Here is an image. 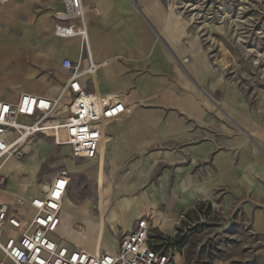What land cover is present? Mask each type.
<instances>
[{
    "label": "rangeland",
    "instance_id": "374dc122",
    "mask_svg": "<svg viewBox=\"0 0 264 264\" xmlns=\"http://www.w3.org/2000/svg\"><path fill=\"white\" fill-rule=\"evenodd\" d=\"M60 1L62 0H57L52 7H49L52 13L50 10L44 11L45 8H40L41 4L37 5L35 12L37 18L43 11L42 16L48 12L51 16L47 22L40 24L39 19L42 16L39 17L36 22L39 30H43L50 19L56 25L55 14L61 7ZM125 1L130 6L128 12L126 11L127 18L124 17L119 0H100L98 7L103 15L102 21L106 18L109 26L117 24L111 26L113 29L108 32L106 24L101 21L98 32H93L97 35L98 42L107 44L120 56L117 57L119 58L117 72L120 74L121 84L120 82L119 84L123 87L118 85L119 91L125 88L122 92L126 93V96L128 94L137 98L136 107L139 111L135 113V119L139 125L147 129L156 143H151L141 150L137 140L146 135L149 137V134L145 133L144 128L134 124L131 137L126 138L124 156L123 145H118L116 153L108 156L115 138L111 140L113 143L111 149L103 152L97 164L86 160L73 161L67 146H55L51 142L39 139L44 144L50 145L47 146L49 157L42 161V156L34 152L33 145L31 152L15 160L27 162L28 157L32 155L39 162L41 168L35 183L38 187L42 182H48L59 169L70 168L72 181L68 196L77 204L90 205L94 213L93 218H96L95 215L97 218L93 225L90 227L86 225L85 228L87 231L100 233L102 245L103 240L109 245L115 242V235L119 238L133 220L128 216L127 211V214L124 213L118 221V229L107 226L103 220L108 206L123 201V196L136 194L144 199L147 206L140 214H147L154 224L155 216L166 220L163 222L164 228H161L164 232L159 228L154 231L155 241L163 240L167 248L176 247L175 253L182 255L183 264H264V232L253 228L252 219L248 216L252 211L250 213L246 211L247 203L258 202L263 206L252 204V207L261 209L264 215V198H261L264 197L262 182L264 176L261 172V167H264L262 166L264 164V0H176L179 3L191 4L185 7L187 11L185 15L194 18V23L187 24L185 28L170 24L168 35L171 39L160 30L150 10L142 6L139 0ZM153 1L143 0L145 5H151ZM49 2L53 1L49 0ZM161 2L164 7H169V0H161ZM16 6L15 1L10 4L11 8ZM20 14L26 13L21 11ZM32 17L33 14L30 15V18ZM117 17L119 21H115ZM27 26L33 28L34 24L23 17L20 21H15L0 10V37L5 47L7 56L5 58H10L13 62L17 59L23 62L21 57H26L30 60L29 67L33 77H45L49 80L53 78L59 81L61 70L55 53L46 59L38 58L45 61V66L34 59V53L39 52L53 31L47 29L43 33L37 32L31 37H25L23 27ZM193 34L198 39L195 46L191 43ZM215 40L225 42L230 50L233 60L232 65L227 69L223 70L215 63V58L223 57ZM63 43L59 41L60 45ZM155 43L156 49L152 56L153 54L150 53ZM54 44L52 38L47 45L54 47ZM69 44L70 42L67 41L59 46L58 53L60 52V55L67 53L66 47ZM47 45L41 52L48 54L53 50ZM190 47L191 51L197 47L200 51L199 57L204 55L206 58L205 62L209 69L207 68L205 73L203 70H206V64L202 71L196 70L191 51L183 53L186 49L189 51ZM250 49H253L252 52L248 51ZM154 57L157 60H153ZM153 61H159L162 68L153 70ZM211 65L219 72L222 71L220 74L222 77L213 73L210 69ZM9 75L15 80L27 76L22 67L17 71L13 69ZM130 75L132 77L128 78ZM148 76L152 78H149L148 82L149 92H154L158 98L146 102L138 98L136 84ZM157 79H163L165 84L159 90L155 83ZM12 87L10 83L4 92L11 93ZM117 89L119 88L115 90ZM179 94H191L195 99H200L203 102L202 104L199 100L200 104L217 119V124H223L228 129L221 130L217 124L199 123L196 119L189 118L191 116L186 115L187 113H181L174 105V100ZM152 112H161L160 119L178 117V121L181 118L183 124L192 123L190 128L195 130L203 127L204 134L202 135L201 129L202 132L194 134L197 137H180L171 140L161 137L157 133L156 125L147 119V115ZM177 124L182 127L180 122ZM150 127L154 128V132ZM181 133L190 135L187 129L177 132L178 135ZM206 144L207 148L201 147ZM189 148L198 150L196 156L187 151ZM131 152H139V154L129 157ZM228 153L232 156L234 168L223 175L214 176L219 172L217 159ZM153 155H157L162 161L154 167L145 189L149 181H154L159 186V179L168 170L171 177L168 190L172 193L176 170L189 167L190 175L199 176L196 182L189 184V187L197 188L200 193L198 199L190 206L183 207L179 202L180 197L176 196L165 204L153 203L150 195L144 192V188L138 191L136 174L139 168L143 169L146 165L145 158ZM11 179V177L6 178L3 187L6 185L8 187ZM22 189L27 191L25 187L19 190ZM28 192L31 194L30 189ZM64 211L66 210L63 207L62 217L66 216ZM79 214L81 215L82 212L77 211V215ZM67 228L62 224L60 230L66 231Z\"/></svg>",
    "mask_w": 264,
    "mask_h": 264
},
{
    "label": "built area",
    "instance_id": "2783aa9c",
    "mask_svg": "<svg viewBox=\"0 0 264 264\" xmlns=\"http://www.w3.org/2000/svg\"><path fill=\"white\" fill-rule=\"evenodd\" d=\"M97 1L62 0L64 8L55 14L57 37L81 38L82 56L89 60L84 71L78 61L66 57L61 68L68 78L58 95L22 91L14 99L0 96V188L6 180L2 172L5 161L23 158L39 139L60 146L64 133L73 160H99L111 138L108 126L127 114L121 96L99 95L83 83L85 76H93L86 31L87 14ZM70 181L71 175L63 167L40 195H15L12 202L0 200V264H183L176 257V247L167 248L163 240L155 241L154 231L161 229L148 216L137 219L112 251H89L63 237L58 228Z\"/></svg>",
    "mask_w": 264,
    "mask_h": 264
},
{
    "label": "crops",
    "instance_id": "0c3cea01",
    "mask_svg": "<svg viewBox=\"0 0 264 264\" xmlns=\"http://www.w3.org/2000/svg\"><path fill=\"white\" fill-rule=\"evenodd\" d=\"M13 1H15V5H17V6L14 7V8H11L10 4ZM52 1H53L52 3H50L49 0H24L23 2H21V1L19 2V0L0 1V10H2L4 13H7V16L9 18H12L15 21H20L21 18L23 17L25 20L27 19V20L33 22V24H34L33 28L30 27V26L23 27L25 29L24 30V36L25 37H28V36L31 37L32 35L36 34L37 32H42L43 33L47 29H51L53 31V33L51 35H49V37L47 38L45 44H43V46L40 48L39 52L36 51L34 53V55H35L34 59H36V60H38V58L39 59L40 58L46 59L52 53H55L56 57L59 59L58 67L61 70L60 80L59 81H56L53 78L51 80H49V79H47L45 77H33L34 75H33L32 71H31V69L29 67V61L30 60H27L26 57H23V56L21 57V58H23V62H21L19 59L15 60V62H13L10 58H5V57H7L6 54H5L6 53L5 52V47L2 44V40H1V37H0V96L5 97L7 99H14V98H16L17 93L25 91V92H29V93H34V94L46 95V96H49V97H54V96L58 95V93L61 90L62 84L68 78L67 73L65 71H63L62 68H61L62 60L64 58L68 57V58L72 59L73 61H78L81 58L82 53H83L82 52L83 49H82L81 39H79L77 37L76 38H68V39L57 37L55 35V33H54L55 24L51 22L52 21L51 19H50V21L48 23H46V25L43 28V30H39V27L36 25V22L38 21L39 17L42 16L44 11L50 10L51 13H52V10L49 7H52L57 0H52ZM119 1H120V4H121V10L124 12V17L127 18L128 17V13H127L128 11L127 10L130 8V6L125 0H119ZM6 2H8V3H6ZM60 2H61V7H60L59 10L64 8L63 2L62 1H60ZM99 3H100V0L97 1V3L95 4L96 7L87 14V18H88L87 26H88V28H91V30L95 29L96 33L98 32L97 29H98V26H99V22H101L102 19H103V15L101 13V10L98 7ZM38 4H41L42 6L40 8H45V10L37 18V16L35 15V12H36V10L38 8V6H37ZM139 6H141V5H139ZM123 7H125V8L129 7V8L126 9V10H123ZM102 9H104V8H102ZM21 11L25 12L26 14H20ZM31 14H33L32 18H30ZM151 14H152V18L154 20L153 13L151 12ZM49 16H50V12H48L45 15H43L42 17H40L39 24L47 22L49 20ZM50 18H51V16H50ZM9 20L12 21L11 19H9ZM115 21H119V18L117 17L115 19ZM102 22H104L106 24V30L108 32H109V30L113 29L112 28L113 26H115L117 24V23H114V24L111 25L112 27L109 26L108 20L106 18H104V20ZM127 33H129V32H127ZM93 34H94V36L92 38H88L87 36L86 37H87V40H88V43H89V48H90V51L92 53V57H93L94 61L96 63H98V65H100V67L97 69V71L95 73V79H93L90 76H85L83 78V83L85 85H87V88L89 90H91L93 92H96L99 95H104L105 93H110L111 91H113L114 93H117V92L118 93H123L122 91L114 90V89L111 88V87H116V85L119 84V82H120V74H118V72H117V64H118V59H119L117 57H120V56L117 55L115 53V51L113 50V48H111L107 44L105 46V44H101L100 42H98L97 35H95L94 32H93ZM52 38L55 41L54 47L47 45L52 40ZM94 39H96V42H97L98 45H102L106 49L108 48V54H104V55L101 54L98 59L95 58V55H94V52H93V49H94L93 47H94V45H96V42L92 43L94 41ZM124 39H125V37H124ZM59 41L64 42L62 45H64L65 42H67V41L70 42L68 47H66V52L68 54L67 53H63V54L60 55L59 54L60 52L58 53L59 46H62V45L59 44ZM125 42H126V40H125ZM46 45H47V47L49 49L53 48V50L48 52V54L46 52H41L46 47ZM155 49H156V43H155V45H153L152 51L150 53L151 55L153 54L152 56H154ZM191 49L192 48L190 47L189 51H186L187 50L186 49L183 53H190ZM110 51H112V52H110ZM9 59H10V61L12 63L9 61ZM154 59H155V57L153 58V60ZM155 60H157V59H155ZM38 61H40L41 65L45 66V61L44 60H38ZM6 64H8V65H6ZM86 64H87V62L85 61L82 64V66L84 67ZM2 65H4V67H2ZM154 66H155V69L162 68V66L160 65L159 61H155V62L153 61L152 67H154ZM19 67L20 68L22 67V70L26 73L27 76L22 78V79H18V80L10 78L9 73L13 69H14V71H17ZM207 68H208V66L206 64V67H205L206 70H203L204 73H205V71H207ZM153 70H154V68H153ZM196 70L202 71V69H200V67L198 65L196 66ZM130 71H132V70H130ZM130 77H132V75L128 76V78H130ZM148 77L151 78L150 76H148ZM148 77L143 78V79H147ZM135 79H136V77H135ZM139 81H138V84H139ZM159 81H160V84H159V87L157 88V90H159L160 87L165 86L163 79H159ZM10 83H11V85H13V87H12L11 93L8 94V93H6L4 91H5V89H7L8 85ZM47 84H49V85H47ZM138 84H136V85L139 88ZM2 86H5V87L3 88ZM138 88H137V90H138ZM137 93H138V98L141 99L142 97H141V94L139 93V90L137 91ZM139 95H140L141 98L139 97ZM179 96L183 97L184 95L179 94L174 100V103H175L174 105H176L178 108H179V106L176 104V99ZM127 97L130 98V101L135 102V105L130 109V112H128V110H127V114L121 120H119V121L111 124L110 126H108V127H110V130H108V132H109V134L111 136V140L113 138L116 139L115 142H114L113 147H112L113 143L110 140V141H108V143L106 144V146L104 148V151H106L108 149H111V147H112V149L108 152V156L110 154H115L116 153V150H118V145L119 146L123 145V149L122 150H123V156H124L125 146L123 144V141L128 136L131 137V132H132V128H133L134 124L139 125V123H137V121L135 119L136 118L135 117L136 116L135 113L137 111H139V109L136 107L137 98H134V96L128 95V94L126 96V93H125L124 102L126 103V105H127ZM156 98H158V95H156L155 93L154 94H151V93L149 94L148 93V94L144 95L142 100L148 102V101H155ZM199 100H197V101L200 103L201 100L200 101ZM202 104H203V102H202ZM201 107L203 108L202 105H201ZM134 108H135V110H133ZM179 110L181 111V113L184 112V111L181 110V108H179ZM184 114H186V112H184ZM186 115H189V113H187ZM147 116H148L147 119H149V121H151L152 123H154L156 125L158 135L161 136V137L169 138V140H171L172 138H174V139L178 138L179 139L180 137H190V136L197 137L194 134H198L199 131L202 132V130H203V127L201 128L202 130L201 129H196L195 130V129L190 128L192 126V123L183 124L184 122H183V120L181 118H179V119H181V121L179 119L177 121L178 117L177 118L176 117H173V118H169L168 117L166 119L165 118L164 119H160L161 112H155V113L152 112V113L148 114ZM189 116H191L189 118L196 119L197 121H199V123H207L208 125H212V124H209L208 122H203V121L199 120L194 115H189ZM129 118H131V119H129ZM173 119H176V120H173ZM177 122L178 123L180 122V124H182V127H180L177 124ZM193 123H194V121H193ZM139 126L144 128V130L146 131L145 132L146 134H149V137L146 135L145 137L137 140L140 143V145H141V150H143L147 145H149L151 143H156V142H154V137H151V134L147 131V129H145V127H143L141 125H139ZM185 129H187V131L190 132L189 133L190 135H185L183 133H181L180 135L177 134L178 131H182V130H185ZM150 130L152 132H154V128L153 127H150ZM203 134H204V130L202 132V135ZM202 135H200V136H202ZM46 141L51 142L49 140H46ZM206 143H210V142H206ZM201 147L202 148H207L208 145L207 144L203 145V146L201 145ZM196 150L197 149L189 148L187 151L190 152L191 154H193L194 156H196V153H197ZM139 152H131L129 157L131 155H134V154H139ZM73 161H76V160H73ZM80 161H82V160H80ZM87 161H93L94 164H97L99 160H87ZM159 161H162V160L158 159V162ZM156 165L158 166V164H156ZM216 165H217V167L219 169V172H218V175H217V173H215L214 176H220V172L222 171L221 165H219L218 161H217ZM262 166H264V164ZM66 168L68 169V171H69V173L71 175V181H72V171H71L70 168H68V167H66ZM189 172H190V168L189 167H187V168H179V169L176 170V181L174 183L175 185L173 187L172 193L168 190L170 188V184H171V177L169 175L168 170H166L164 172V174L161 176V178L159 179V186H157V184L154 183V181H152V182L149 181L148 187L146 189H145V184H146V182L148 180H146L144 176L141 177L140 175H138V179H137V187L138 188L137 189L139 191L141 188H144L145 189L144 192L146 191L148 193V195H150L153 203L165 204V203L170 202L172 200V197L174 198L176 196V197H180V201L179 202L182 204V206L183 207H187V206H190L194 202V200L198 199V197L200 196V193H199L197 188H194V187L190 188L189 187V184L190 183L193 184L194 182H196L197 179L199 178V176L198 175H190ZM261 172H262V175L264 176V167L263 168L261 167ZM3 173L6 176V178H9L7 176V174L4 172V169H3ZM214 176H212V177H214ZM71 181L69 183V186H68V189H67V192H66V196L69 195V187L71 185ZM262 182L264 183V180H262ZM6 188H7V185H6V187H4L3 191ZM3 191H0V200H4V201H8V202L14 201L15 195H23V196H26V197L33 196V195H30L28 191H25V190L23 191V189H22V190H19L18 193H16L12 197H5V195H2ZM40 194H41V189H40V191H39V193L37 195H40ZM140 198L144 202V205H143V208H142V210H144L147 207V206H145L146 202L144 201V199L142 197H140ZM261 198H264V197H261ZM257 199H260V198H257ZM252 204L263 206V204L258 203V202L247 203L246 211L248 213H250L252 211L251 215H248L245 212V209H244V212L252 219L253 228L256 231L264 232V215H263V212H262L261 209H253ZM148 206L151 207L150 205H148ZM63 207H64V204H63ZM151 208H153V206ZM143 216H148V215L147 214H140L139 216L134 217L133 220L129 223L128 229L126 228L123 231V233L119 236V238L117 237V235H115L116 241L113 242L111 245L105 244V241L103 240V245L101 246V248L99 250L100 251H102V250L112 251V250L117 249L118 246H119V241H120L121 237L132 229V227H133L135 221H137V219H139V218H141ZM174 217L179 218L180 216L179 217L174 216ZM155 219L156 218H154V220ZM159 219H161V218H159ZM161 220L166 221L165 219H161ZM155 224L158 225L156 223V220H155ZM172 228H173L172 230L174 231L175 230L174 227H172ZM89 251H91V250H89ZM176 257H177L178 261H180V262L183 261V257H182L181 254L177 253Z\"/></svg>",
    "mask_w": 264,
    "mask_h": 264
},
{
    "label": "bare ground",
    "instance_id": "6f19581e",
    "mask_svg": "<svg viewBox=\"0 0 264 264\" xmlns=\"http://www.w3.org/2000/svg\"><path fill=\"white\" fill-rule=\"evenodd\" d=\"M0 1H6V0H0ZM139 1H140V4L142 6L147 7L153 13L155 23L160 27V30H162L164 32V34L169 39H171L168 35V26L170 24L171 25L174 24L176 26H179V28L180 27L185 28L187 26V24L194 23V21H193L194 18L190 17V15H188V14L185 15V13L187 12L185 10V7L188 5H191L190 3H187V2L179 3L176 0H169V7L168 6L164 7L161 0H154L151 3V5H145L143 0H139ZM180 4H183V5H180ZM128 8L123 7V10H126ZM194 9H196V7ZM93 30L96 31L95 29H93ZM93 30H91V28H88V26H87L86 36L88 38H92L94 36ZM77 38H79V37H77ZM79 39H81V38H79ZM81 42H82V40H81ZM95 42H96V39H94V41L92 43H95ZM196 42H198V39L193 34V36L191 38L192 46H195ZM215 42L217 43V46H219V49L221 51V55L223 56L221 58L220 57L215 58L216 59L215 63L218 64L220 66V68H223V70L227 69L228 66L232 65L231 62L233 60L231 55H230V50L228 49L225 42L220 41V40H215ZM241 42L243 44V41H241ZM93 48H94L93 52H94L96 59H98L101 54L102 55L108 54V48L106 49L102 45H98L97 42ZM82 49H83V43H82ZM212 50H213V47H212ZM252 50L253 49H250L248 51L252 52ZM110 52H112V51H110ZM198 53H200V51L197 50V47H194V50H192L190 53L192 55V58H193V65H196V66L198 65V66H200V69H203L205 64H206V62H205L206 58H204V55L199 57ZM215 55H217V54H215ZM91 56H92V53H91ZM229 57H231V58H229ZM92 59H93V57H92ZM85 61L87 62V64L83 67L82 64ZM93 61H94V59H93ZM78 62L80 63L81 71H84L86 66L89 63V60H85V58L83 56H81V58L78 60ZM99 67H100V65H98V63H96L94 61V65L92 67V71H93L92 78L93 79H95V73ZM154 69H155V66H154ZM210 69H212L213 73H217L220 77H222L220 75L222 71L219 72L218 69L215 68L213 65L210 66ZM148 82H149V77L147 79H141L139 81L138 90H139V93L141 94L142 98L144 97V95H146L148 93L150 94ZM155 83H156V88H158L160 81L156 80ZM120 84H121V82H120ZM120 84H117L116 88H119L117 90H120V87L122 86ZM47 85H49V84H47ZM118 85H120V87ZM124 87H125V85H124ZM111 88L114 90L116 89L114 87H111ZM151 94H154V92ZM104 95H111V96L118 95V96H121V98H123V100L125 99V94L118 93V92L114 93L113 91H111L110 93H105ZM139 97H140V95H139ZM142 98H141V100H142ZM176 104L179 106V108H181L182 111L189 113V115H194L195 117H197L199 120H201L203 122H208V123H211L212 125H216L218 123L217 119H215L207 111H205L201 107V104L197 101V99H195L194 96L191 94H185L183 97L179 96L176 99ZM134 105H135V102L130 101V98L127 97L128 112H130V109ZM217 126L221 130L228 129L223 124H217ZM107 130H110V127H108ZM110 140H111V138L109 139V141ZM59 142L61 143L60 146H67L68 147V145L66 144V135L64 133H62L60 135ZM125 142H126V139L123 141L124 146H125ZM34 143L30 147L29 152H31L32 147L34 145V149H35L34 152L37 155L38 154L41 155L43 158L41 160L44 161L45 158L49 157L48 156L49 151L47 149V146L50 147V145L44 144L41 140H39V142H36L35 144ZM106 144H105V146H106ZM105 146H104V148H105ZM15 159H17V157H10L5 161V163L3 165L2 172L4 169V172L7 174V176L11 177L12 179L10 180V184H8V187L4 191H3L4 187L0 188V191H3L2 195H5V197H12L16 193H18V191L21 187H25L27 189V191H28V189H30L31 190L30 195H37L39 193L40 189L42 192V190L45 188V186L47 184V181H45V183L42 182L41 186L39 185V187L35 185V183L37 181L36 179L39 175V169L41 168V165L39 164V162L37 160H35V158H33L32 155H30L28 157L27 162L16 161ZM18 159H21V158H18ZM158 159H159V157L157 155H153L151 157L148 156L147 158H145L144 163L146 165L144 166L143 169L139 168V170L136 174V183H137L138 175H140L141 177L144 176L146 180L149 179L154 167L156 166V164L158 162ZM217 161H218L219 165H221V169H222V171L220 172V175H223L227 171L234 168V165L232 162V156L230 153H228L227 155L220 156L217 159ZM115 182H116V180L114 179V183ZM65 197L66 198L64 199L63 204H64V209L66 210V211H64L66 216L62 217V220H63L62 224H64L68 228L66 230L67 232L61 231L60 230V227L62 226V224H61L60 227L58 228L59 234H61L63 237H67V238L73 240L75 243H77L78 245L82 246L83 248H85L87 250L99 251V249L101 248L100 246H102V239H101L102 237H101L100 233L90 232V231H87L85 228L86 225H88V227L93 225L96 222L95 219L97 218V216L95 215L96 218L95 219L93 218L94 213H93L89 204L84 203L83 205H80V203L77 204L68 195ZM123 199H124L123 201H120V202L118 201L115 204H113L112 206H110V207L108 206V209L104 215V220H103V222L107 226L114 228V229H118V227H119L118 221L121 219L123 214L126 213L127 211L129 212L128 216L131 218L137 217L140 214L142 207L144 205V202L141 198H139L136 194H133V195H129V196H123ZM77 211H81L82 214L77 215ZM155 218H156L155 219L156 223L160 226V228H164L163 227L164 221L159 219L158 217H155ZM158 225H156V227H159Z\"/></svg>",
    "mask_w": 264,
    "mask_h": 264
}]
</instances>
